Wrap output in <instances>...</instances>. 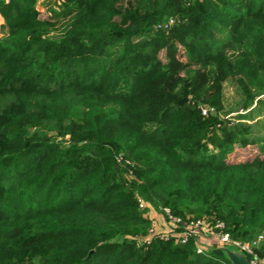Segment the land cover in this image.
Instances as JSON below:
<instances>
[{"label":"trees","instance_id":"1","mask_svg":"<svg viewBox=\"0 0 264 264\" xmlns=\"http://www.w3.org/2000/svg\"><path fill=\"white\" fill-rule=\"evenodd\" d=\"M36 1L0 0V264H230L149 208L264 236V0Z\"/></svg>","mask_w":264,"mask_h":264},{"label":"built area","instance_id":"2","mask_svg":"<svg viewBox=\"0 0 264 264\" xmlns=\"http://www.w3.org/2000/svg\"><path fill=\"white\" fill-rule=\"evenodd\" d=\"M198 108L200 114L203 116H207L212 110L211 107H206L204 105H198ZM138 206L143 208L146 205L141 199H138ZM150 213H154L159 222L152 217H148ZM145 216L150 220V227L147 235L138 238L137 241L146 242L150 237L157 235L162 239L171 237L174 241L185 242L189 237H194L199 240L203 237L213 235L218 241L217 244H214L215 246H227L240 251L246 256L249 264H264V251H258L264 239L261 233L256 234L250 239L233 238L225 231L223 222L219 220L207 221L203 218H196L181 222V220L172 215L167 208H162L158 211L149 208ZM160 226L163 227V229H161L162 232L158 231L160 230ZM177 227H180L181 230L177 231ZM207 247L211 248L214 246H212V244H196L197 251H204Z\"/></svg>","mask_w":264,"mask_h":264},{"label":"rangeland","instance_id":"3","mask_svg":"<svg viewBox=\"0 0 264 264\" xmlns=\"http://www.w3.org/2000/svg\"><path fill=\"white\" fill-rule=\"evenodd\" d=\"M53 0H37L35 3V8L37 11L40 13V15H44L45 9L50 5V3ZM1 17V15H0ZM2 23H3V18H0V35L3 31L2 29ZM159 56L162 58L163 57V52H159ZM237 97L235 87L231 85L229 82H225L222 88V93H221V99H222V106L223 109L222 111H216L215 108L212 106H206V107H211L212 110L210 111L211 114L219 116L221 119H227L229 117H233L234 113L232 110L233 108V103H235V98ZM205 106V105H204ZM229 112V113H228ZM240 113H243L242 111ZM259 134H264V124L260 125ZM259 153L257 145L255 144H249L243 147H237L234 146L232 150L227 154L228 159H236V160H243L245 158H248L252 155H255ZM160 230L159 232H162L161 229H163L162 226L159 227ZM217 238L215 236H207L203 237L198 240L196 244H212V246H215L214 244H217Z\"/></svg>","mask_w":264,"mask_h":264},{"label":"water","instance_id":"4","mask_svg":"<svg viewBox=\"0 0 264 264\" xmlns=\"http://www.w3.org/2000/svg\"><path fill=\"white\" fill-rule=\"evenodd\" d=\"M211 248L219 250L230 264H249L246 256L234 248L227 246H214Z\"/></svg>","mask_w":264,"mask_h":264},{"label":"crops","instance_id":"5","mask_svg":"<svg viewBox=\"0 0 264 264\" xmlns=\"http://www.w3.org/2000/svg\"><path fill=\"white\" fill-rule=\"evenodd\" d=\"M1 18V17H0ZM261 116H256L253 117L251 120H246L247 122H253L254 120L260 118ZM148 217H152L154 219H156L157 222H159V220H157V216L154 213H150Z\"/></svg>","mask_w":264,"mask_h":264}]
</instances>
